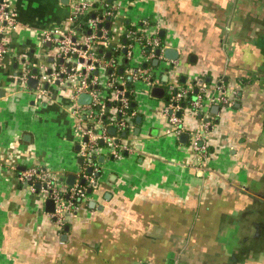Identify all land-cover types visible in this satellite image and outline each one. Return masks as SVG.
<instances>
[{
	"label": "crops",
	"instance_id": "crops-1",
	"mask_svg": "<svg viewBox=\"0 0 264 264\" xmlns=\"http://www.w3.org/2000/svg\"><path fill=\"white\" fill-rule=\"evenodd\" d=\"M79 1L8 0L17 24L0 66V264H264V0H107L119 4L106 22L114 42L144 18L176 62L162 52L145 63L164 67L160 83L135 94L128 149L115 158L101 145L89 197L62 224L48 198L17 179L31 166L65 185L79 177L67 93L35 92L53 51L37 31L66 24ZM195 77L236 90L231 108L211 105L203 117L202 159L188 138L199 115H184L182 142L164 132L162 114V88Z\"/></svg>",
	"mask_w": 264,
	"mask_h": 264
},
{
	"label": "built area",
	"instance_id": "built-area-1",
	"mask_svg": "<svg viewBox=\"0 0 264 264\" xmlns=\"http://www.w3.org/2000/svg\"><path fill=\"white\" fill-rule=\"evenodd\" d=\"M118 5L115 1L110 4L107 0H81L71 6L66 24L37 31L41 43H50L53 51L51 61L39 67L35 92H45L42 85L47 84L67 93L66 111L81 142L78 155L82 164L79 177L70 186L58 176L34 166L23 169L17 179L32 192L53 201L52 215L58 224L76 210L79 202L88 199L89 187L100 169L96 158L101 145L115 158L128 149L126 136L132 135L133 118L137 115L136 109L130 108L137 93L136 84L141 82L147 92L160 83V75L155 73L154 67L141 65L162 57L155 24L142 18L124 31V42H114L111 29L105 23L118 12ZM16 24L8 0H0V66L8 51L7 33L14 30ZM156 49L161 53H156ZM25 69L20 73L24 80L27 78ZM165 92L164 132L177 137L185 131L184 115H199L198 126L188 136L189 147L199 159L204 158L208 146L202 134L210 124L203 117L211 105L224 110L231 108L236 90L229 91L222 83L210 87L203 78L195 77L184 83L170 80ZM81 94H88L89 101L79 102ZM107 127H113L115 133L109 134Z\"/></svg>",
	"mask_w": 264,
	"mask_h": 264
},
{
	"label": "water",
	"instance_id": "water-1",
	"mask_svg": "<svg viewBox=\"0 0 264 264\" xmlns=\"http://www.w3.org/2000/svg\"><path fill=\"white\" fill-rule=\"evenodd\" d=\"M105 26H108V23H105ZM122 51L125 52V48H123ZM159 52H160V49H156V53H159ZM163 55L167 59L174 60V59H176L178 57V52L174 48H172V47H167V48H164L163 49ZM106 56H108V53L106 54ZM153 64L155 66L157 65V60L156 59L153 60ZM35 83H36V80L31 79V78L28 79V84L31 87H35ZM89 99L90 98H89L88 94H81L78 97V101L81 102V103L88 102ZM213 109L215 110L216 109V106H213ZM140 119H141L140 116H137L136 117V122H139ZM110 131H113V128H110ZM135 131H137V128H135ZM186 138H187V135L185 133H182L180 135V137H179V140L182 141V142H185ZM73 181H74V176L73 175H69L66 178L65 183L68 184V185H71L73 183ZM45 203L47 205V208L50 209V211H53V209H54L53 201L51 199H47L45 201Z\"/></svg>",
	"mask_w": 264,
	"mask_h": 264
},
{
	"label": "rangeland",
	"instance_id": "rangeland-1",
	"mask_svg": "<svg viewBox=\"0 0 264 264\" xmlns=\"http://www.w3.org/2000/svg\"><path fill=\"white\" fill-rule=\"evenodd\" d=\"M160 67H164V66H162V65H159V66H155L154 67V71H157L158 69H156V68H160ZM19 88H20V86H18ZM143 88V85H142V83L141 82H138L137 84H136V90H137V92H138V94L140 93V90ZM22 90H24V91H26V89L25 88H21ZM27 92V91H26ZM163 93H165V89H164V87L162 88V94ZM139 97V96H138ZM73 130V129H72ZM73 135H75V133L73 132Z\"/></svg>",
	"mask_w": 264,
	"mask_h": 264
},
{
	"label": "trees",
	"instance_id": "trees-1",
	"mask_svg": "<svg viewBox=\"0 0 264 264\" xmlns=\"http://www.w3.org/2000/svg\"><path fill=\"white\" fill-rule=\"evenodd\" d=\"M130 108L132 109V108H134V106L131 104V105H130ZM123 134H124V133L120 132V135H123ZM80 182H81V183H84L83 180H81ZM64 195H65V194H64ZM75 201H76V200H75ZM77 203H78V201H77ZM79 203H80V202H79Z\"/></svg>",
	"mask_w": 264,
	"mask_h": 264
}]
</instances>
